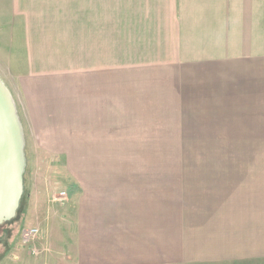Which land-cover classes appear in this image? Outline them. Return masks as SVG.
<instances>
[{
	"label": "rangeland",
	"instance_id": "rangeland-1",
	"mask_svg": "<svg viewBox=\"0 0 264 264\" xmlns=\"http://www.w3.org/2000/svg\"><path fill=\"white\" fill-rule=\"evenodd\" d=\"M106 1L107 15L71 19L77 2L0 0V80L24 160L0 264H264V115L244 109L258 64L234 17L213 43L206 27L203 55L174 42L159 56L131 0ZM11 40L41 65L29 55L13 71Z\"/></svg>",
	"mask_w": 264,
	"mask_h": 264
},
{
	"label": "crops",
	"instance_id": "crops-1",
	"mask_svg": "<svg viewBox=\"0 0 264 264\" xmlns=\"http://www.w3.org/2000/svg\"><path fill=\"white\" fill-rule=\"evenodd\" d=\"M60 1L78 3L76 11L75 7L74 11L72 9L67 10L69 14L72 13L71 19L74 18L75 13L79 12V8L85 11L86 8L91 9L93 7L95 12L100 15H102L104 9L103 15H107V1L105 2V0H103V4L102 0L97 3L94 1L93 6L86 4L88 0H53L57 5ZM156 1L161 3L158 8H156ZM115 2L119 9L125 3L123 0H115ZM126 8L129 10L127 14L131 15L133 28H137V32H140L141 35L147 34L148 43L152 41L156 43L155 49L159 56L166 55L169 44L174 42L177 43V46L181 43V49L187 47L189 57L203 55V35L206 36V33L209 32L206 27H211L210 42L213 43L217 39L216 33L219 26L221 24L228 25L230 23L229 19L234 17L235 21L232 22L234 28H231L230 31L235 32L237 38L243 39V57L245 59L254 58L258 64L253 73L251 71L245 77L246 89L247 85L253 84L251 98H249V89L246 90L245 114L249 115L248 111L250 109V112L255 115L253 121L262 119L264 115V51L261 48H253L252 41L258 43L260 40L257 35H253L254 29L259 36L261 32L264 33V14L262 15L261 12L262 9L264 10V0H131ZM126 16L119 15L117 18L128 19ZM71 19H68L69 24L72 23ZM77 19L78 24L85 25L86 21H83L80 14ZM16 41L11 40L8 53L10 56L8 64L13 71H19L20 66H24V69L28 71L27 56L29 55H34L32 67L41 65L35 45V51L34 47L19 51L21 46ZM163 42L166 43L163 44ZM197 50H199V53ZM22 56L25 60L21 59ZM246 119H249V117H246ZM97 242L102 247L103 240L99 239Z\"/></svg>",
	"mask_w": 264,
	"mask_h": 264
},
{
	"label": "water",
	"instance_id": "water-1",
	"mask_svg": "<svg viewBox=\"0 0 264 264\" xmlns=\"http://www.w3.org/2000/svg\"><path fill=\"white\" fill-rule=\"evenodd\" d=\"M9 91L0 80V223L14 216L24 168L22 132Z\"/></svg>",
	"mask_w": 264,
	"mask_h": 264
}]
</instances>
